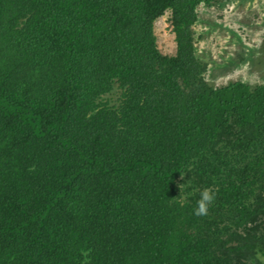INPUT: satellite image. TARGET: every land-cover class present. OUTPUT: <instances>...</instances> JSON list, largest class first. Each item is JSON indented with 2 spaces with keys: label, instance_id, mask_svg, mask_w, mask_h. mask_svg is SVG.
<instances>
[{
  "label": "trees",
  "instance_id": "trees-1",
  "mask_svg": "<svg viewBox=\"0 0 264 264\" xmlns=\"http://www.w3.org/2000/svg\"><path fill=\"white\" fill-rule=\"evenodd\" d=\"M202 1L0 0V264H259L264 84L207 81Z\"/></svg>",
  "mask_w": 264,
  "mask_h": 264
},
{
  "label": "rangeland",
  "instance_id": "rangeland-1",
  "mask_svg": "<svg viewBox=\"0 0 264 264\" xmlns=\"http://www.w3.org/2000/svg\"><path fill=\"white\" fill-rule=\"evenodd\" d=\"M197 57L208 65L206 79L220 86L232 80L264 84V0H209L197 6ZM159 50L176 51L171 11L154 22Z\"/></svg>",
  "mask_w": 264,
  "mask_h": 264
},
{
  "label": "clouds",
  "instance_id": "clouds-1",
  "mask_svg": "<svg viewBox=\"0 0 264 264\" xmlns=\"http://www.w3.org/2000/svg\"><path fill=\"white\" fill-rule=\"evenodd\" d=\"M215 199H216L215 190L211 188H204L200 190L199 198L196 200V205L193 209V214L198 217L207 216L209 209L213 205ZM255 260L259 261V264H264V250L258 249L255 252ZM85 264H87V261H85Z\"/></svg>",
  "mask_w": 264,
  "mask_h": 264
}]
</instances>
